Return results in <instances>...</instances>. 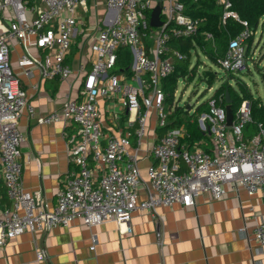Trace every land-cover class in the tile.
Segmentation results:
<instances>
[{
    "label": "built area",
    "instance_id": "2783aa9c",
    "mask_svg": "<svg viewBox=\"0 0 264 264\" xmlns=\"http://www.w3.org/2000/svg\"><path fill=\"white\" fill-rule=\"evenodd\" d=\"M221 24L229 18L243 29L230 38L227 50L218 60L227 72L248 68V58H256V49L247 54L248 40L255 34L249 22L241 18L231 0H218ZM108 12L90 36L91 68L82 62V82L78 94L68 98L60 109L39 115L40 124L63 121L75 125L64 133L70 167L62 179L52 209H47L39 192L26 191L22 182L24 162L21 145L25 140L19 121L26 110L36 113L13 69L12 53L22 49L17 66L31 75L40 71L44 79L68 80L73 73L67 62L80 20L78 8L88 11V0H0V178L9 204L0 207V250L8 241L30 231H46L68 226L76 219L87 226L114 221L128 222L137 210L180 203L195 204L203 192L212 199L224 194V186L244 189L250 196L262 192L264 198V126L245 139L244 126L251 121V107L244 101L227 123L226 106L213 95L209 111L199 116L200 128L212 137V150H193L181 144L185 127L169 128L153 146L155 158L148 168V180L141 175L138 147L130 150L132 138L140 145L154 117L157 128L168 123L163 80L177 60L186 55L171 46V39L196 35L200 18L185 13L182 0H105ZM160 7L162 24H150L153 9ZM213 40L211 33H206ZM128 47L132 61L127 72L116 73L117 51ZM124 99L127 118L118 132H106L98 107L99 97ZM190 111V110H189ZM125 113V112H123ZM121 113H115L119 118ZM68 129V128H67ZM148 197L139 200V188ZM159 243L161 233H157ZM254 238L264 250V218L254 226ZM97 237H92L95 250ZM37 259H48L38 248Z\"/></svg>",
    "mask_w": 264,
    "mask_h": 264
},
{
    "label": "crops",
    "instance_id": "0c3cea01",
    "mask_svg": "<svg viewBox=\"0 0 264 264\" xmlns=\"http://www.w3.org/2000/svg\"><path fill=\"white\" fill-rule=\"evenodd\" d=\"M102 7L107 13L105 0H88L87 12L78 8L80 20L85 22L78 26L67 56L73 70L68 80L44 79L35 68L27 75L16 63L22 51L19 45L11 56L20 85L36 110L33 116L25 110L19 121L25 136L21 145L22 182L26 191L40 193L47 209L54 207L57 191L70 167L64 133L74 130L75 125L67 129L62 120L40 124L37 117L60 109L68 98L78 94L82 82L79 67L82 62L88 69L92 66L90 36L98 24L104 26L105 16L93 10ZM98 107L106 132H118L127 118L124 99L99 97ZM115 113L121 116L115 118ZM159 135L153 117L140 145L135 136L132 138L130 150L138 147L139 167L146 180L148 168L155 161L152 149ZM139 193L140 201L148 197L145 187H140ZM263 218L262 192L250 196L244 189L236 191L227 184L219 199L203 192L195 198L194 205L174 203L154 210H137L122 225L108 221L89 227L76 219L68 226L27 231L0 250V264H264V250L254 238L256 221ZM94 235L97 244L92 250ZM40 247L47 251V260L37 259Z\"/></svg>",
    "mask_w": 264,
    "mask_h": 264
},
{
    "label": "trees",
    "instance_id": "16d2710c",
    "mask_svg": "<svg viewBox=\"0 0 264 264\" xmlns=\"http://www.w3.org/2000/svg\"><path fill=\"white\" fill-rule=\"evenodd\" d=\"M233 7L239 13L241 18L248 20L250 28L256 32L260 25L264 26V0H231ZM185 5V13L200 18L201 24L196 35L189 38L171 39V46L177 48L186 55V58L177 60L173 72L163 80V89L165 92V103L169 111L168 123L159 128V134L163 135L169 128L185 127V136L181 139V144L186 145L193 150L201 147L206 151L212 150V137L208 132L203 131L199 126V116L209 111V102L201 103L194 112L186 111L180 106L176 99L178 82L182 78L187 82L192 81L198 75L197 67L199 61L192 65V57L197 55L200 50L213 64L219 65L218 60L225 54L230 38L236 36L243 29L241 23L233 18H229L225 25L221 24L222 8L218 0H182ZM206 33H211L213 40L206 37ZM254 34L248 40L247 54L250 55V46L253 42ZM257 71L262 77L264 86V54L250 59ZM132 56L128 47H120L117 51V61L114 72L122 73L129 70ZM249 71V67L247 68ZM231 78L236 75L230 73ZM215 72L211 69L202 73L201 79H206L210 85L216 80ZM236 86L230 83H222L215 91L213 97L219 102V105H227L226 92L229 93L233 113L248 101L251 107V121L244 126L245 139L250 138L259 132L260 125L264 126V100L261 97L255 98L251 88L242 80L235 78ZM8 205L7 189L2 178H0V206Z\"/></svg>",
    "mask_w": 264,
    "mask_h": 264
},
{
    "label": "rangeland",
    "instance_id": "374dc122",
    "mask_svg": "<svg viewBox=\"0 0 264 264\" xmlns=\"http://www.w3.org/2000/svg\"><path fill=\"white\" fill-rule=\"evenodd\" d=\"M93 11L97 12V14L101 17H104L106 13L104 7L98 10L94 9ZM253 49H256V54L259 56L264 54V26L262 25L259 26L257 32L254 34V39L250 46V52H252ZM197 61L200 63V65L197 67L199 71L197 77H195L190 82H187L181 78L178 82V89L175 99V101H177V103H179V105L183 106L185 109L187 108V105H190L189 109H186V111L190 110L191 114L198 105L206 102L222 85V83H230L231 85L236 86V76L248 84L255 98L261 97L264 100V86L262 77L249 58L247 66L250 68L249 71L246 68L237 72H233V74L236 75L234 78H231L230 73L225 69L221 68L219 65L213 64L200 50H198L197 55L195 53L193 54L192 65L196 64ZM209 69L215 72V75L217 76L211 87L206 79H201L202 73ZM166 108H168L167 105Z\"/></svg>",
    "mask_w": 264,
    "mask_h": 264
},
{
    "label": "water",
    "instance_id": "95a60500",
    "mask_svg": "<svg viewBox=\"0 0 264 264\" xmlns=\"http://www.w3.org/2000/svg\"><path fill=\"white\" fill-rule=\"evenodd\" d=\"M151 26L157 27L162 24L161 18H160V7L156 6L151 14V21H150ZM226 98H227V105H226V114H227V123L229 126L232 125L233 123V109L231 105V100L229 98V93L226 92ZM190 105H187L186 109H189Z\"/></svg>",
    "mask_w": 264,
    "mask_h": 264
}]
</instances>
